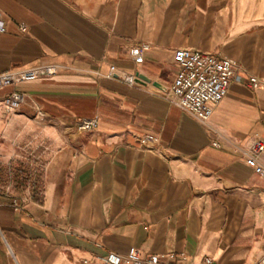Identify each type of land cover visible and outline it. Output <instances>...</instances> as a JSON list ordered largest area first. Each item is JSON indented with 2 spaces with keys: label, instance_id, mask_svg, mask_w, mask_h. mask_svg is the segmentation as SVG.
<instances>
[{
  "label": "crops",
  "instance_id": "crops-1",
  "mask_svg": "<svg viewBox=\"0 0 264 264\" xmlns=\"http://www.w3.org/2000/svg\"><path fill=\"white\" fill-rule=\"evenodd\" d=\"M0 14V73L59 69L0 89V264H100L132 247L177 264L264 259V178L239 156L264 141V0H0ZM180 49L242 68L208 126L163 98ZM13 92L28 106L9 110ZM78 119L98 126L76 134ZM16 163L40 176L42 204L16 190Z\"/></svg>",
  "mask_w": 264,
  "mask_h": 264
},
{
  "label": "built area",
  "instance_id": "built-area-1",
  "mask_svg": "<svg viewBox=\"0 0 264 264\" xmlns=\"http://www.w3.org/2000/svg\"><path fill=\"white\" fill-rule=\"evenodd\" d=\"M24 31V27H22ZM5 32V25L0 14V33ZM149 45H135L130 50V57L137 65L143 64L145 53ZM174 62L180 71L172 85L162 91L163 98L171 105L197 120L203 126H208L215 108L222 103L233 82H240V65L228 58H218L212 54L193 52L180 49L174 54ZM59 69L51 64H41L30 69L12 70L0 73V89L15 87L21 83L34 82L44 77L54 76ZM112 79L123 80L130 87L138 85L137 77L133 75L111 74ZM249 84L254 88L262 85L258 78L250 76ZM9 110L28 106L26 96L20 92H13L7 98ZM40 118H44L39 113ZM98 126L97 119H78L72 129L76 134H87ZM144 142V141H143ZM221 147L220 144L214 143ZM240 160L255 169L264 178V141L252 139L247 147L240 152ZM185 259L184 255L180 256ZM177 255L166 257L150 255L143 257L141 252L132 247L126 255L108 253L99 259L100 264H177ZM85 261L84 264H88ZM203 264H216L213 259L206 258ZM252 264H264V259Z\"/></svg>",
  "mask_w": 264,
  "mask_h": 264
},
{
  "label": "trees",
  "instance_id": "trees-1",
  "mask_svg": "<svg viewBox=\"0 0 264 264\" xmlns=\"http://www.w3.org/2000/svg\"><path fill=\"white\" fill-rule=\"evenodd\" d=\"M1 175L2 171L0 172V180H2ZM13 180L15 188L19 193H22L27 188H29L31 190L32 201L38 204L43 203L40 176L34 177L33 175H31L28 168H26L22 163H16Z\"/></svg>",
  "mask_w": 264,
  "mask_h": 264
},
{
  "label": "water",
  "instance_id": "water-1",
  "mask_svg": "<svg viewBox=\"0 0 264 264\" xmlns=\"http://www.w3.org/2000/svg\"><path fill=\"white\" fill-rule=\"evenodd\" d=\"M137 80L138 82H144V83H147V84H150L151 81L149 79H147L146 77L142 76V75H138L137 76Z\"/></svg>",
  "mask_w": 264,
  "mask_h": 264
},
{
  "label": "rangeland",
  "instance_id": "rangeland-1",
  "mask_svg": "<svg viewBox=\"0 0 264 264\" xmlns=\"http://www.w3.org/2000/svg\"><path fill=\"white\" fill-rule=\"evenodd\" d=\"M21 109V108H20ZM20 109H18V110H20Z\"/></svg>",
  "mask_w": 264,
  "mask_h": 264
}]
</instances>
